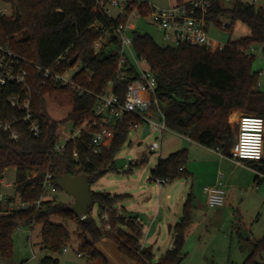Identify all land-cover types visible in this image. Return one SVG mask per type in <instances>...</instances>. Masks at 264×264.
<instances>
[{"label":"trees","instance_id":"trees-1","mask_svg":"<svg viewBox=\"0 0 264 264\" xmlns=\"http://www.w3.org/2000/svg\"><path fill=\"white\" fill-rule=\"evenodd\" d=\"M13 9L12 16L0 15V44L31 63L49 67L58 72L81 65L74 81L91 93L80 92L70 86L42 84L37 68L25 65L30 72L32 109L42 123L43 134L35 137L19 123L22 137L12 141L0 130V180L5 172L13 168L19 173L17 190L24 202L41 199V182L48 172L56 175L68 173L73 176H90L91 186L107 171H117L115 160L129 137L127 126L120 125L109 147L100 153L89 151V134L82 133L80 140H72L61 154L55 153L61 141L63 128L71 124L74 132L86 119L93 115L96 95L108 88L116 78V58L110 53V41L97 50L95 43L107 32H112L118 21L102 15L92 0H0ZM178 2L184 0H177ZM17 7L20 15L18 16ZM216 26L220 28V17L228 16L232 24L226 30L232 33L233 26L240 21L251 30V35L229 41L222 50L211 51L206 47L181 45L177 48L163 47L149 35L132 30L134 50L156 73L159 95L166 113L168 128L204 147L229 156L234 143V132L229 125L232 111L264 118V91L259 90L261 72L252 68L253 47H264V8L235 0L232 8L217 2L213 7ZM94 25H99L96 28ZM18 34L19 37L14 35ZM78 55V61L70 62ZM63 59L57 63L59 57ZM127 85L118 83L114 92L124 98ZM4 103L0 120L19 115ZM79 157H74V151ZM188 149L179 150L167 158H161L152 171V178H188L185 169ZM254 166V165H253ZM183 168V170H181ZM264 170V167H258ZM35 175V177H33ZM55 190H61L55 183ZM130 195H112L93 192L94 203H98L100 214L108 209L111 231L98 225L90 211L81 219L71 211V205L61 201L46 200L39 210L7 212L0 208V257L12 260L14 233L24 226H41L43 250L48 253L41 264H59L60 255L72 242V234L63 224L53 222L57 217L78 224V238L82 241L78 253L87 254L88 259L99 255L96 243L110 239L118 251L134 264H154L152 247H142L141 226L134 223L136 216L121 217L114 208L116 203ZM192 198L189 196L184 207L185 217L174 227L173 248L158 264H181L185 229L190 221ZM103 225V223H102ZM125 226L126 229H123ZM264 254V236L253 245L251 255L243 264H264L259 261Z\"/></svg>","mask_w":264,"mask_h":264},{"label":"rangeland","instance_id":"rangeland-1","mask_svg":"<svg viewBox=\"0 0 264 264\" xmlns=\"http://www.w3.org/2000/svg\"><path fill=\"white\" fill-rule=\"evenodd\" d=\"M74 1L82 3V0ZM149 1L157 7H168L177 2V0ZM234 1L224 2L223 6L232 8ZM242 1L254 4L257 8H264V0ZM3 8L8 9L7 15H13L12 7L0 1V9ZM219 19V23L232 24L228 16ZM130 25L132 30L149 34L157 44L165 46L162 34L156 26L145 18H133ZM250 35V28L240 21L234 24L231 34L215 26L210 29V36L222 46L229 41ZM252 55L255 57L252 65L253 70L262 73L258 88L264 91V54L262 47L255 48ZM78 66L81 67L80 64ZM78 66L77 69L65 73L64 77L67 80H73L79 72ZM234 113L238 115L246 112L235 110L229 115V125L235 137L237 125ZM72 129L71 124L63 128L61 143L64 135L71 132ZM156 141L161 142V149L152 153L150 146ZM195 143L170 130L165 132L162 141L157 131H134L129 135L117 157L132 162L123 168H117V171L104 172L101 178L91 186V190L95 193L107 192L112 195H130L131 197H126L114 206L117 210L116 213L127 215L124 217L136 216L140 212L137 210H142L141 214H144V210H147L150 219L143 216L145 230L141 243L145 242L142 247L153 248L154 264H158L163 254L171 247L172 226L183 221L185 203L191 195L190 221L184 232L183 254L186 257L181 264H243L251 255L253 245L264 236V181L259 187H255L256 167L237 165L231 159L223 158L216 150H214L215 153L201 150L199 153L202 156H200L197 149L194 148L193 157L199 159L194 162L197 171L196 178L191 175L188 178L180 177L163 188H160L156 182L148 181L161 158L179 150L188 149L189 151L190 148L196 147ZM220 172L225 174V203L222 208L211 209L207 205L204 188L210 186L209 180L218 177ZM18 184L19 173L10 168L5 172L1 191L4 195L18 199ZM168 195H170V199H167ZM52 196L71 206L75 202L74 198L63 190H55L52 192ZM90 209V213L97 224L105 227L104 222L102 225L99 204L94 203ZM53 222L65 225L72 234V242L67 247L68 253L62 252L61 255L55 256L60 260L59 264H87L90 261L98 264H118L112 257L106 260L97 248L99 255L94 259L79 258L77 255L80 247L77 248V244L79 245L78 224L72 221L65 222L57 217L53 218ZM122 228L126 229L125 226ZM244 235H248V238L245 239ZM13 239L12 260L0 257V264H41V260L48 254L43 251L40 225L21 227L14 233ZM113 242L109 243L117 248L116 243ZM107 254L111 256L110 252ZM69 255L72 257V262L66 260ZM259 261L264 263V254L260 256ZM129 262L133 264V262Z\"/></svg>","mask_w":264,"mask_h":264},{"label":"built area","instance_id":"built-area-1","mask_svg":"<svg viewBox=\"0 0 264 264\" xmlns=\"http://www.w3.org/2000/svg\"><path fill=\"white\" fill-rule=\"evenodd\" d=\"M232 0H184L169 5L168 7H157L149 0H92L93 5L104 16L118 22L112 32L107 31L95 48L99 50L104 42L112 41L110 53L116 58V78L108 83V88L102 94L96 95L97 102L93 115L86 119L74 131L64 135L63 142L57 143L56 154L66 150L67 144L72 140H80L82 133L89 134L88 149L93 154H98L103 148L109 147L113 142L118 127L127 126L129 135L134 131H157L162 141L164 134L170 130L166 124V113L159 95V84L156 73L151 69L145 59L139 57L134 50V39L130 22L133 18H145L157 27L163 36L165 47L177 48L181 45H193L206 47L208 50H222L226 45H220L210 36V29L216 26L213 7L217 2H231ZM7 5V4H5ZM8 9H0V15H7ZM9 16V15H7ZM96 28L99 25H94ZM230 24H220V28L226 31ZM19 37L18 34L14 35ZM257 48L253 47L252 51ZM264 51V47H262ZM64 56L56 61L59 63ZM25 65H32L38 69L42 84L52 83L55 85L70 86L80 92H89L74 79L67 80L64 75L69 71L77 69V66L63 73L51 68L42 67L31 63L25 58L13 52L9 47L0 44V110L4 103L11 109L18 111L19 115L11 119L0 120V130L10 136L12 141L17 142L22 133L18 128L19 123L27 127V131L35 137L43 134V126L32 109V89L30 85V72ZM81 67L78 66L80 70ZM118 83L127 85L125 97L120 98L114 87ZM237 133L229 158L237 165H254L257 169L255 187H259L264 181V118L247 113H240L237 120ZM171 131V130H170ZM188 139V138H187ZM191 141L190 139H188ZM161 149V142H154L150 146L152 153ZM74 157H79V152L74 151ZM183 170V168H181ZM35 177V175L33 176ZM55 176L48 172L41 182L43 195L36 202H24L19 194L18 199L4 195L1 191L0 180V208L7 212L25 211L30 208L39 210L42 202L46 200L58 201L52 196L55 191ZM149 182H156L160 188L169 184L170 178H148ZM208 206L211 209L221 207L225 203L226 188L225 174H218L215 184L204 188ZM102 223L105 229L111 231L110 214L108 209L101 212ZM86 214L81 216L85 219ZM134 223L141 225V219L136 217ZM35 224H31L33 227ZM65 248L63 252H67ZM62 254V253H61ZM60 254V255H61ZM79 258L88 259L87 254L78 253Z\"/></svg>","mask_w":264,"mask_h":264},{"label":"water","instance_id":"water-1","mask_svg":"<svg viewBox=\"0 0 264 264\" xmlns=\"http://www.w3.org/2000/svg\"><path fill=\"white\" fill-rule=\"evenodd\" d=\"M18 16L20 15L19 9L17 7ZM79 56L76 55L70 64L73 66L78 61ZM132 161H126L125 159L117 158L115 160L116 168H123L128 163ZM56 185L67 194L71 195L75 202L71 206V211L77 216L81 217L85 215L88 210L94 204L93 191L91 190L90 176L88 175H78L73 176L68 173H63L56 175L55 177ZM247 239L248 235H244Z\"/></svg>","mask_w":264,"mask_h":264},{"label":"crops","instance_id":"crops-1","mask_svg":"<svg viewBox=\"0 0 264 264\" xmlns=\"http://www.w3.org/2000/svg\"><path fill=\"white\" fill-rule=\"evenodd\" d=\"M215 27H218V26H215ZM219 28V27H218ZM263 51V50H262ZM263 54H264V51H263ZM261 75H262V73H261ZM236 113H238V111H236ZM236 113H234V118H235V122H236V120H237V118H238V116H239V114L237 115ZM237 125V124H236ZM195 146L196 147H193V148H190V150L188 151V162H187V164L185 165V169L186 170H188L189 171V173H190V175L191 176H193L194 178H196L197 177V171H196V168H195V163L194 162H197L199 159L197 158V157H193V153L195 152V150H194V148L195 149H197V152H198V155H200V156H202V154L201 153H199V152H201V150H206L207 152H210V153H215L214 152V150L213 149H210V148H207V147H204V146H202V145H200V144H198V143H195ZM168 157V156H167ZM167 157H165V158H167ZM222 158V157H221ZM164 159V158H163ZM193 160V161H192ZM216 178H217V176L216 177H213L211 180H209V183H211V185H213V184H215V180H216ZM226 182V181H225ZM226 184V183H225ZM209 186V185H208ZM131 197V196H130ZM167 199H170V195H168L167 196ZM207 205H208V203H207ZM209 207V206H208ZM223 206H221V207H219V208H222ZM210 208V207H209ZM117 211V210H116ZM137 211H140L137 215H136V217H139L140 219H141V230H142V233H144V227H145V224H144V221H145V219H144V217L143 216H145L146 218H148L149 216H148V212H147V210H144V214H141L142 212V210H137ZM134 213H136V212H134ZM118 214V216H121V217H124V216H127V215H124V214H121V213H117ZM127 214H129V213H127ZM148 219H150V218H148ZM173 227V235H172V238H171V240H170V248H168V250L163 254V256H162V258L164 257V255L169 251V250H171L172 248H173V243H174V237H175V232H174V227H175V225L174 226H172ZM109 242H113V241H111L110 239H103V240H101V241H99L98 243H96V248L102 253V255H104V257H105V259L107 260V258H110V257H112L118 264H131L129 261V259L127 258V257H125V256H123L122 254H120V253H117V252H119L118 251V248H116V247H113V245L112 244H110ZM79 245L77 244V248H78V246H80L81 244H82V241H80L79 240ZM114 243V242H113ZM142 244V243H141ZM145 244V242L142 244V245H144ZM144 247H146V246H144ZM153 249V248H152ZM44 251V250H43ZM68 251H69V249H68ZM68 251L67 252H65V254L66 253H68ZM45 252V251H44ZM107 252H110L111 253V256H109L108 254H107ZM46 253V252H45ZM77 255H78V253H77ZM127 258L128 260H126L125 258ZM84 259V258H83ZM66 260H69V261H71L72 262V257L69 255L68 257H66ZM60 261V260H59ZM132 262V261H131ZM106 263H108L107 261H106ZM87 264H98L97 262H88ZM134 264V263H133Z\"/></svg>","mask_w":264,"mask_h":264}]
</instances>
